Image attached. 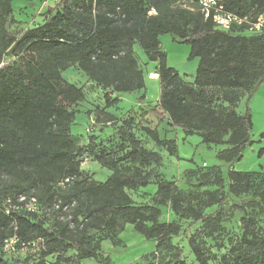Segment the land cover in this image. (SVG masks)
I'll list each match as a JSON object with an SVG mask.
<instances>
[{
	"label": "trees",
	"instance_id": "1",
	"mask_svg": "<svg viewBox=\"0 0 264 264\" xmlns=\"http://www.w3.org/2000/svg\"><path fill=\"white\" fill-rule=\"evenodd\" d=\"M188 6L178 0H57L47 7L42 24L15 36L7 27L13 0H0V264H24L5 258L3 243L12 233L31 248L42 244L38 264H52L45 260L52 254L62 264L70 249L80 258L107 260L101 242L109 238L119 244L125 224L156 241L148 257L168 256L162 264H188L182 248L174 243L183 231L181 219L221 228V210L205 213L206 208L226 201L228 194L221 188L207 191L206 199L194 205L179 195L174 180L161 178L152 203L135 202L129 191L149 185L152 174L146 168L162 165L164 158L129 130L132 117L117 131L127 146L122 157L116 159L105 149L94 153L99 163L112 170L108 178L97 181L81 171L79 146L71 131L76 112L71 107L83 101L86 92L66 80L63 71L77 66L105 90L106 106H111L121 94L146 87L136 44L157 62L159 104L168 124L187 135L199 134L203 143L223 146L217 157L229 166V194L252 192L248 204L264 210V174L233 168L252 143L250 102L264 83V31L223 30L203 16L195 0ZM226 7L240 15L264 14V0H226ZM162 34L190 45V58L199 59L194 81H187L168 64ZM7 55L15 59L6 61ZM245 95L242 114L237 108ZM144 98L140 96L146 112L164 116L156 107L143 104ZM102 113L107 121L116 119L113 113ZM143 132L170 155L178 154L175 139L161 137L150 126H144ZM205 176L206 182H212L213 176V182L223 186L218 168ZM32 197L37 199V211L25 207ZM167 204L181 219L160 220ZM42 210L52 212L56 221L50 224ZM242 224L232 264H264V231L253 217H243ZM189 245L200 264H210L203 243L193 236Z\"/></svg>",
	"mask_w": 264,
	"mask_h": 264
},
{
	"label": "rangeland",
	"instance_id": "2",
	"mask_svg": "<svg viewBox=\"0 0 264 264\" xmlns=\"http://www.w3.org/2000/svg\"><path fill=\"white\" fill-rule=\"evenodd\" d=\"M57 3L55 0H13L14 13L8 22V30L11 34L19 36L26 29L42 24L47 17V7ZM162 49L167 52L168 64L175 68L187 81H194L199 64L198 57L190 58V45L180 42L171 34L161 35ZM136 53L140 66L144 71L146 87L120 95V101L111 106H106L104 98L105 90L90 80L88 76L77 66H71L63 71L66 80L82 87L86 92L83 101L71 107L76 112V118L71 126L73 139L79 146L78 158L81 160V171L84 176L97 181H105L112 170L103 166L95 158V154L105 149L116 159L122 157L127 146L118 136L124 121L132 117L134 123L129 128L143 145L151 150L159 151L164 158L162 165H152L146 168L151 172V183L146 187L129 191L138 204H150L157 190L156 182L161 178L174 180L178 186V193L186 202L196 205L207 197V191L221 188L227 193V199L222 205L214 204L205 209V213H216L221 210L224 217L221 228L214 229V224H205L203 221L193 222L191 219L182 218L176 214L171 204L162 206L160 220L172 221L181 219L183 231L174 238V243L182 248V258L188 264H200L196 259L190 245L191 237H196L206 247L210 256V264H220L225 260L233 263L243 231L242 218L253 217L257 221V227L264 231V210L248 204L252 199V192L235 196L229 194L227 177L229 166L217 157L218 151L223 146L208 145L202 142L199 134L187 135L181 128H175L168 124L166 114L159 104L161 85L156 73L157 62L147 58L145 52L136 44ZM15 59L12 55L5 57L6 61ZM144 95L143 104L156 107L164 114L157 117L153 113L146 112L141 105L140 96ZM115 97V94L113 95ZM248 96L239 102L237 110L245 113ZM250 108L253 118L251 131L252 143L247 146L243 158L234 163V169L245 171H258L264 174V153L259 151L264 148V83L252 94ZM102 111L113 113L116 119L107 121ZM127 126V125H126ZM144 126H150L159 130L161 137L175 139L178 144V154L170 155L167 150L157 145L143 132ZM89 148L87 155L84 150ZM84 153V154H83ZM218 168L223 177V186L213 182H206L205 175L214 174ZM260 178V176H259ZM259 180V179H258ZM257 180V181H258ZM200 203V202H199ZM43 217L50 224L55 217L52 212L42 210ZM92 233L97 231L92 230ZM121 242L114 244L111 239L104 238L101 242L102 249L109 255L107 260L94 258H80L75 249L66 253L67 261L62 264H162L169 259L168 256H158L155 259L148 257L155 251L156 241L146 239L134 230L131 224H125L119 232ZM41 243H37L30 250H19L14 254L5 255L9 262L16 260L24 264H38L41 260ZM45 260L57 264V254L49 255Z\"/></svg>",
	"mask_w": 264,
	"mask_h": 264
},
{
	"label": "built area",
	"instance_id": "3",
	"mask_svg": "<svg viewBox=\"0 0 264 264\" xmlns=\"http://www.w3.org/2000/svg\"><path fill=\"white\" fill-rule=\"evenodd\" d=\"M57 1V0H55ZM193 0H178V2L186 7H190ZM196 6L206 19H212L218 28L230 30L233 27H240L248 33H261L264 31V14L249 13L246 15L237 14L226 7V0H195ZM192 8V7H191ZM21 201L25 197L20 198ZM25 207L28 210L37 211L39 205L35 197L30 198ZM9 213V209L6 210ZM31 244L21 242L20 237L16 233L9 235L3 243V252L5 255H11L21 250H29Z\"/></svg>",
	"mask_w": 264,
	"mask_h": 264
},
{
	"label": "crops",
	"instance_id": "4",
	"mask_svg": "<svg viewBox=\"0 0 264 264\" xmlns=\"http://www.w3.org/2000/svg\"><path fill=\"white\" fill-rule=\"evenodd\" d=\"M235 165H233V167H234Z\"/></svg>",
	"mask_w": 264,
	"mask_h": 264
}]
</instances>
